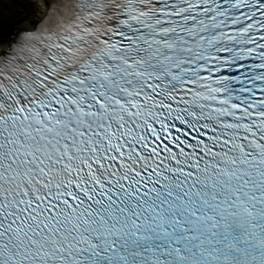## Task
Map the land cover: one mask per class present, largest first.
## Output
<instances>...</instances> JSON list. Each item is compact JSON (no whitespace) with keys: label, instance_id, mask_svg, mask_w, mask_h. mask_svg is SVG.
Returning a JSON list of instances; mask_svg holds the SVG:
<instances>
[{"label":"snow or ice","instance_id":"6c2138e0","mask_svg":"<svg viewBox=\"0 0 264 264\" xmlns=\"http://www.w3.org/2000/svg\"><path fill=\"white\" fill-rule=\"evenodd\" d=\"M0 264H264V0L0 31Z\"/></svg>","mask_w":264,"mask_h":264},{"label":"rangeland","instance_id":"374dc122","mask_svg":"<svg viewBox=\"0 0 264 264\" xmlns=\"http://www.w3.org/2000/svg\"><path fill=\"white\" fill-rule=\"evenodd\" d=\"M41 0H0V31L15 28L17 21L26 16H34Z\"/></svg>","mask_w":264,"mask_h":264},{"label":"bare ground","instance_id":"6f19581e","mask_svg":"<svg viewBox=\"0 0 264 264\" xmlns=\"http://www.w3.org/2000/svg\"><path fill=\"white\" fill-rule=\"evenodd\" d=\"M43 10H44V0H41L40 7L37 9L36 14H34V16L37 15L39 12H41Z\"/></svg>","mask_w":264,"mask_h":264},{"label":"trees","instance_id":"16d2710c","mask_svg":"<svg viewBox=\"0 0 264 264\" xmlns=\"http://www.w3.org/2000/svg\"><path fill=\"white\" fill-rule=\"evenodd\" d=\"M11 30V27L10 28H6L5 29V27H4V29L3 30H1V31H4V32H6V31H10Z\"/></svg>","mask_w":264,"mask_h":264}]
</instances>
